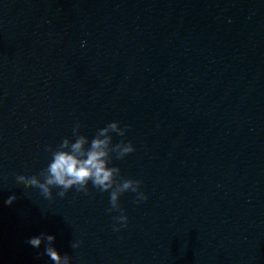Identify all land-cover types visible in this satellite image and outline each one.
Instances as JSON below:
<instances>
[{
	"label": "water",
	"instance_id": "95a60500",
	"mask_svg": "<svg viewBox=\"0 0 264 264\" xmlns=\"http://www.w3.org/2000/svg\"><path fill=\"white\" fill-rule=\"evenodd\" d=\"M112 121L148 196L126 228L91 186L15 183ZM44 232L74 264H264V0H0V264H51Z\"/></svg>",
	"mask_w": 264,
	"mask_h": 264
},
{
	"label": "clouds",
	"instance_id": "9594fccd",
	"mask_svg": "<svg viewBox=\"0 0 264 264\" xmlns=\"http://www.w3.org/2000/svg\"><path fill=\"white\" fill-rule=\"evenodd\" d=\"M128 131L127 125L121 126L120 122L112 121L97 129L90 138L82 133L80 123H76L71 136L64 137L55 147H46L48 159L38 174L24 172L15 175V183L29 185L50 202H55L57 197L65 198L73 190L88 194L90 186L108 193L110 207L107 211L110 214L119 213L114 217L116 223L113 226V230L119 232L129 222L121 206V196L133 193L138 204L148 200L141 190V181L125 178L121 168L115 165V161H122L136 151L134 144L127 140ZM115 137L120 138L119 142L115 141ZM21 196H27V193L15 192L4 200V204H14ZM27 244L37 250L43 248L42 254L49 258L51 264H74L71 255H62L55 246V235L40 233L28 239ZM80 246V241L71 243L72 249H79Z\"/></svg>",
	"mask_w": 264,
	"mask_h": 264
}]
</instances>
